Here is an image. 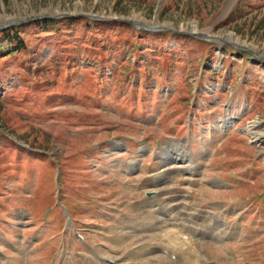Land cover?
Here are the masks:
<instances>
[{"label": "rangeland", "instance_id": "obj_1", "mask_svg": "<svg viewBox=\"0 0 264 264\" xmlns=\"http://www.w3.org/2000/svg\"><path fill=\"white\" fill-rule=\"evenodd\" d=\"M178 142L193 184L162 162ZM187 190L223 240L175 229L182 200L152 228L147 192ZM185 243L264 264V0H0V264H160Z\"/></svg>", "mask_w": 264, "mask_h": 264}, {"label": "bare ground", "instance_id": "obj_2", "mask_svg": "<svg viewBox=\"0 0 264 264\" xmlns=\"http://www.w3.org/2000/svg\"><path fill=\"white\" fill-rule=\"evenodd\" d=\"M229 122H233V121H229ZM223 125V124H222ZM253 126H254V124H250L249 125V130L251 129V128H253ZM263 136H261V135H258V134H254L253 136H252V139H253V141L254 142H260V141H263ZM177 145V144H176ZM174 146V145H171L170 147H169V149L168 150H166L164 153H163V155H164V157H166V159L167 158H169L170 160H171V162L170 163H173V165H174V167L175 166H178V165H180V164H182L186 159H189V161H190V154H189V147H187L186 145L185 146H180V147H177V146ZM174 149V150H173ZM148 150V149H147ZM148 152V151H147ZM167 165H169V163L167 164ZM170 168H172V167H169V169ZM197 169L196 168H191V167H187V168H185V171H184V174L186 173V174H196L197 172ZM167 172V171H166ZM167 174H169V172H167V173H164L163 172V174H162V178L164 177V180H165V177H166V175ZM161 176V175H160ZM168 176V175H167ZM155 206H157L156 204H154ZM160 206V205H159ZM160 208H161V206H160ZM205 221V220H204ZM227 222L228 221H226L225 222V224H227ZM205 223V222H204ZM217 223H219L218 221H217ZM224 226L225 225H223V222H220L219 224H217V227H219V229H221L222 227L224 228ZM227 226V225H226ZM214 227V226H213ZM152 228L153 229H157V225H156V223H153V225H152ZM134 231H135V233H134ZM133 232H129V236H128V240H131V238H133V237H138L139 235H137L138 234V232L140 231V233L141 232H143L144 230H139V231H137V230H134ZM152 231H156V230H152ZM196 231V230H195ZM228 230H203L202 232H201V236H203V234H206V233H210V232H214V233H210L211 234V236L210 237H214V238H217V240H218V238H220V240H223V238L224 237H226L227 235H226V232H227ZM123 232V231H122ZM219 232V233H218ZM171 233V232H170ZM174 233V232H173ZM216 233V234H215ZM172 234V233H171ZM196 234L197 235H199V233L198 232H196ZM115 235H117V234H115ZM123 235V234H122ZM200 236V237H201ZM199 237V238H200ZM118 238V237H117ZM122 238V237H121ZM124 238V237H123ZM122 238V239H123ZM171 239L172 240H174L175 238H173V237H170V238H168L167 239V241L168 242H170L171 241ZM202 239V238H201ZM188 246V245H187ZM194 247V246H193ZM196 248V247H195ZM79 249V248H78ZM177 249H182V252L180 253L182 256H185V258H186V264H216L217 262H213V263H211V261H209V260H211V258H209L208 257V254H206L204 251H201V250H199V249H195V251H194V253L192 252V254L191 255H189V253H188V251H189V248H180L179 246L177 247ZM192 249V248H191ZM147 251H148V249H146L145 250V254L144 253H142V255H143V257H144V261L143 260H140V262L142 261L143 262V264H151L152 263V259L151 260H149V258H147L148 256V254L146 255V253H147ZM97 252V251H96ZM152 254V253H151ZM166 254H167V256H169V252L168 251H166ZM96 255H97V258H95V257H93V263L94 264H102V263H100V261H99V255L96 253ZM137 255L135 254V257H136ZM63 258H64V256H63ZM66 258V257H65ZM64 258V259H65ZM131 258H133L132 256H130V255H128V259H131ZM67 260H70V257H67L66 258ZM71 261V260H70ZM147 261V262H146ZM115 262V261H114ZM160 264H171V260H169L168 259V257H164L163 258V261H161L160 260ZM72 263V262H71ZM93 263H90V264H93ZM114 264H120V263H118V261L117 262H115ZM127 264H138L136 261H133V262H131V263H127ZM156 264V263H155ZM218 264V263H217Z\"/></svg>", "mask_w": 264, "mask_h": 264}, {"label": "trees", "instance_id": "obj_3", "mask_svg": "<svg viewBox=\"0 0 264 264\" xmlns=\"http://www.w3.org/2000/svg\"><path fill=\"white\" fill-rule=\"evenodd\" d=\"M6 32V31H5ZM54 168V167H53Z\"/></svg>", "mask_w": 264, "mask_h": 264}]
</instances>
